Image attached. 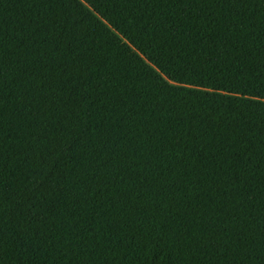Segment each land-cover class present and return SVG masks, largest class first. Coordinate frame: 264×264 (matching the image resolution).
Segmentation results:
<instances>
[{"label":"trees","instance_id":"16d2710c","mask_svg":"<svg viewBox=\"0 0 264 264\" xmlns=\"http://www.w3.org/2000/svg\"><path fill=\"white\" fill-rule=\"evenodd\" d=\"M0 264H264V0H0Z\"/></svg>","mask_w":264,"mask_h":264}]
</instances>
